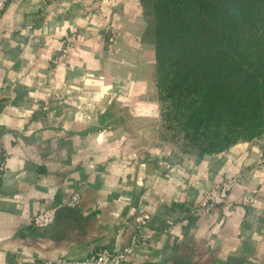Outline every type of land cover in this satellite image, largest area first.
I'll return each mask as SVG.
<instances>
[{
	"label": "crops",
	"instance_id": "crops-1",
	"mask_svg": "<svg viewBox=\"0 0 264 264\" xmlns=\"http://www.w3.org/2000/svg\"><path fill=\"white\" fill-rule=\"evenodd\" d=\"M146 27L139 0H14L0 16V264L83 260L140 229L151 245L125 264H264V137L199 160L164 143ZM228 179L227 203L192 217Z\"/></svg>",
	"mask_w": 264,
	"mask_h": 264
},
{
	"label": "trees",
	"instance_id": "trees-1",
	"mask_svg": "<svg viewBox=\"0 0 264 264\" xmlns=\"http://www.w3.org/2000/svg\"><path fill=\"white\" fill-rule=\"evenodd\" d=\"M139 1L175 148L199 160L264 137V0Z\"/></svg>",
	"mask_w": 264,
	"mask_h": 264
},
{
	"label": "built area",
	"instance_id": "built-area-1",
	"mask_svg": "<svg viewBox=\"0 0 264 264\" xmlns=\"http://www.w3.org/2000/svg\"><path fill=\"white\" fill-rule=\"evenodd\" d=\"M14 0H0V16L5 11L8 4ZM115 36V31L110 30L109 42H112ZM79 40L75 35H68L64 40V46L61 50L60 56L57 62L67 61L69 53L72 50L74 44ZM90 105L87 104V108ZM80 118L87 117L82 112L78 115ZM1 153V150H0ZM4 169V163L0 162V174ZM233 186L231 179L222 181L217 186H214L209 192L202 198V200L190 211L192 217H200L207 214L211 209L224 206L227 203L228 194ZM81 200L79 192H72L68 199L56 206L44 210L36 214L32 218V226L35 228H47L51 226L55 219L59 209H75ZM153 236L146 229H140L129 241V243L118 251H109L107 249H101L91 253L83 260H69L60 258L54 262V264H125L128 261L133 260L140 251H145L151 245ZM46 264H51L47 262Z\"/></svg>",
	"mask_w": 264,
	"mask_h": 264
},
{
	"label": "rangeland",
	"instance_id": "rangeland-1",
	"mask_svg": "<svg viewBox=\"0 0 264 264\" xmlns=\"http://www.w3.org/2000/svg\"><path fill=\"white\" fill-rule=\"evenodd\" d=\"M157 97V95H156ZM176 131V130H174ZM168 134H166V132L163 130L162 126L160 125V137L163 140L164 143L168 144L171 147H176L177 145L171 140L170 135H172L173 132L171 131H167Z\"/></svg>",
	"mask_w": 264,
	"mask_h": 264
}]
</instances>
